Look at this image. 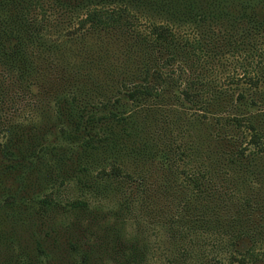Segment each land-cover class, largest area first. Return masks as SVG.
<instances>
[{"label":"trees","instance_id":"obj_1","mask_svg":"<svg viewBox=\"0 0 264 264\" xmlns=\"http://www.w3.org/2000/svg\"><path fill=\"white\" fill-rule=\"evenodd\" d=\"M15 89L0 264H264V0H0Z\"/></svg>","mask_w":264,"mask_h":264},{"label":"rangeland","instance_id":"obj_2","mask_svg":"<svg viewBox=\"0 0 264 264\" xmlns=\"http://www.w3.org/2000/svg\"><path fill=\"white\" fill-rule=\"evenodd\" d=\"M238 70L235 72L234 66H230L226 73L222 75L221 80L225 84L233 88H236L237 86L244 87L245 80L241 76V70ZM33 92L34 93L31 94H25L24 92L15 89L9 92H5L0 97V143H5L6 138L1 131H3L7 127L8 121L21 125L30 124L32 122L35 125H38L40 123V110L36 109V107H38V105L36 104V102H38V98L35 96L37 94V91L34 90ZM48 112H51V110H49ZM4 162L6 163L5 166L18 163V161L10 163L6 162L5 160ZM70 187L72 188L73 186ZM69 193L73 198L80 197L79 193L74 189H72ZM162 236L163 234L159 231H154L150 234L152 241H154L155 252L152 254L153 256L148 264L168 263L165 259L166 249L162 242H160Z\"/></svg>","mask_w":264,"mask_h":264}]
</instances>
